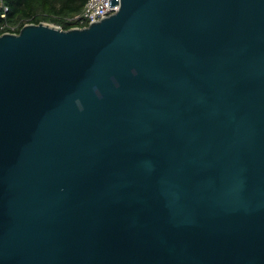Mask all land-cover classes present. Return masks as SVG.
I'll list each match as a JSON object with an SVG mask.
<instances>
[{
  "label": "water",
  "instance_id": "95a60500",
  "mask_svg": "<svg viewBox=\"0 0 264 264\" xmlns=\"http://www.w3.org/2000/svg\"><path fill=\"white\" fill-rule=\"evenodd\" d=\"M0 32V264H264V0H111Z\"/></svg>",
  "mask_w": 264,
  "mask_h": 264
},
{
  "label": "trees",
  "instance_id": "16d2710c",
  "mask_svg": "<svg viewBox=\"0 0 264 264\" xmlns=\"http://www.w3.org/2000/svg\"><path fill=\"white\" fill-rule=\"evenodd\" d=\"M1 1V0H0ZM9 6L7 18L10 22L41 20L61 23L65 27L72 25L66 17L80 12L87 0H2ZM3 7L0 5V23Z\"/></svg>",
  "mask_w": 264,
  "mask_h": 264
},
{
  "label": "built area",
  "instance_id": "2783aa9c",
  "mask_svg": "<svg viewBox=\"0 0 264 264\" xmlns=\"http://www.w3.org/2000/svg\"><path fill=\"white\" fill-rule=\"evenodd\" d=\"M0 5L4 8L2 16L5 19L0 23V32L3 31H18L22 27V22H10L7 18L9 6L2 0ZM119 8V4H111V0H87L83 9L73 15L66 17V19L72 22V25L84 26L92 21L98 20ZM61 24V23H59ZM63 25V24H61Z\"/></svg>",
  "mask_w": 264,
  "mask_h": 264
}]
</instances>
